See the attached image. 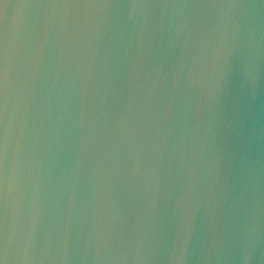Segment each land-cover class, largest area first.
I'll return each mask as SVG.
<instances>
[{
	"label": "water",
	"instance_id": "obj_1",
	"mask_svg": "<svg viewBox=\"0 0 264 264\" xmlns=\"http://www.w3.org/2000/svg\"><path fill=\"white\" fill-rule=\"evenodd\" d=\"M0 264H264V0H0Z\"/></svg>",
	"mask_w": 264,
	"mask_h": 264
}]
</instances>
